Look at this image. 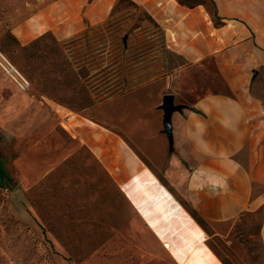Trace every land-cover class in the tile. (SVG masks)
Segmentation results:
<instances>
[{"label":"rangeland","instance_id":"374dc122","mask_svg":"<svg viewBox=\"0 0 264 264\" xmlns=\"http://www.w3.org/2000/svg\"><path fill=\"white\" fill-rule=\"evenodd\" d=\"M53 1L0 0V264H221L220 258L264 264L263 206L226 222L202 221L197 229L184 197L189 166L174 143L169 149L167 141L157 142L163 95L171 93L183 107L182 98L213 86L188 83L190 64L167 45L160 25L127 1L115 0L104 20L67 38L45 30L22 42L18 27ZM18 94L46 101L48 108L34 102L9 111ZM121 107L132 111L131 120L145 122L143 141L158 143L159 167L134 148L174 198V207L162 208L166 214L156 231L107 185L87 177L91 156L73 134L88 132L68 128L81 126L83 116L117 130L112 125L120 113L112 112ZM65 114L81 121H65ZM73 150V160L88 166L69 168L70 180L60 168L42 180Z\"/></svg>","mask_w":264,"mask_h":264},{"label":"crops","instance_id":"0c3cea01","mask_svg":"<svg viewBox=\"0 0 264 264\" xmlns=\"http://www.w3.org/2000/svg\"><path fill=\"white\" fill-rule=\"evenodd\" d=\"M133 1L160 25L167 45L190 64L194 76L188 83L213 86L182 98V109L170 117L174 146L189 166L186 201L207 222L230 221L248 209L263 206L260 235L264 249V0H206L192 6L178 0ZM114 2L54 0L31 22L18 27L19 38L25 42L45 30L57 39L67 38L81 31L86 23L104 20ZM12 101L9 111L19 112L34 102L48 108L46 101L24 94ZM118 112L120 119L112 125L117 130L83 116L82 121L66 114L63 117L65 121H81V126L73 124L68 128H86L88 132L86 137L73 134L79 147L85 145L91 156L87 177H92L95 184L100 181L107 185L156 231L166 214L162 208L174 207V198L140 153L153 167H159L153 149L158 143L162 146L167 137L162 130L158 143L148 138L143 141L145 122L134 117L131 120L132 111L122 107L112 112V117H117ZM64 119L59 123L67 128L63 126ZM91 128L97 133H90ZM76 152L71 151L52 165L42 180L58 168L61 176L70 180L69 168L87 165L73 160ZM104 205L107 206L106 199ZM108 205L113 206L112 197ZM190 221L201 230L192 217Z\"/></svg>","mask_w":264,"mask_h":264},{"label":"water","instance_id":"95a60500","mask_svg":"<svg viewBox=\"0 0 264 264\" xmlns=\"http://www.w3.org/2000/svg\"><path fill=\"white\" fill-rule=\"evenodd\" d=\"M173 99L174 98L171 93L164 94L159 105L162 109V130L167 137L169 149H172L173 147L172 129L170 122L171 113L174 110H180L182 108V104H174Z\"/></svg>","mask_w":264,"mask_h":264},{"label":"trees","instance_id":"16d2710c","mask_svg":"<svg viewBox=\"0 0 264 264\" xmlns=\"http://www.w3.org/2000/svg\"><path fill=\"white\" fill-rule=\"evenodd\" d=\"M120 1H127L129 3H134L135 5H138L136 4L133 0H120ZM180 3L182 4H185V5H188V6H192V5H195V4H198V3H205L206 0H178ZM139 6V5H138ZM144 10V9H143ZM145 11V10H144ZM146 12V11H145ZM147 13V12H146ZM148 14V13H147ZM149 15V14H148ZM150 16V15H149ZM150 18L152 19V17L150 16ZM216 22H218L216 20ZM25 47V46H23ZM190 206V205H189ZM191 208V207H190ZM190 214L192 216V218L203 228V222L202 221H205L201 216H199L192 208L190 210ZM264 250V249H263ZM220 261L222 264H230L226 259H223V258H220Z\"/></svg>","mask_w":264,"mask_h":264},{"label":"built area","instance_id":"2783aa9c","mask_svg":"<svg viewBox=\"0 0 264 264\" xmlns=\"http://www.w3.org/2000/svg\"><path fill=\"white\" fill-rule=\"evenodd\" d=\"M11 71L14 72L16 76L18 75L17 74L18 72H17V70L14 67L11 68ZM11 74H13V73H11Z\"/></svg>","mask_w":264,"mask_h":264}]
</instances>
